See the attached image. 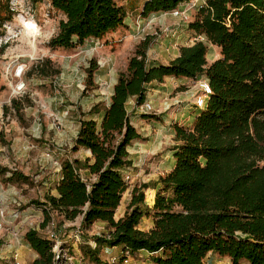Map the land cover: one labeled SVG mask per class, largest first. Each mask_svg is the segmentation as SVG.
<instances>
[{
  "label": "trees",
  "instance_id": "16d2710c",
  "mask_svg": "<svg viewBox=\"0 0 264 264\" xmlns=\"http://www.w3.org/2000/svg\"><path fill=\"white\" fill-rule=\"evenodd\" d=\"M11 1L0 0V38L16 16ZM30 1H48L62 17L49 47L66 52L124 29L129 15L116 0ZM192 1L144 0L139 15L175 12ZM188 28L205 41L182 47L168 64H149L154 38L136 46L110 103L97 104L79 120L73 150L91 158L66 159L57 195L49 194L41 204L43 230L55 217L64 223L82 218L86 231L106 224L107 234L94 239L97 248L82 250L84 260L106 264L100 257L105 245L119 248L124 260L145 252L151 264H206L211 253L232 264H264V0H205ZM208 43L221 50L211 65ZM97 69L88 71L90 84ZM32 72L42 78L60 74L43 65ZM203 76L206 105L192 126L174 125L175 166L152 188L156 194L146 192L151 207L145 198L150 187H135L125 215L117 218L129 189L124 175L133 165L129 149L142 140L128 111L130 101L141 107L151 85ZM144 220L153 223L149 231L141 229ZM66 240L57 253L55 242L30 230L25 241L38 257L29 264H66L71 257L65 253L72 248Z\"/></svg>",
  "mask_w": 264,
  "mask_h": 264
},
{
  "label": "rangeland",
  "instance_id": "374dc122",
  "mask_svg": "<svg viewBox=\"0 0 264 264\" xmlns=\"http://www.w3.org/2000/svg\"><path fill=\"white\" fill-rule=\"evenodd\" d=\"M116 1L128 9L126 27L101 41L89 40L81 48L67 52L49 47L62 17L52 11L48 1L37 5L30 0L11 1L16 16L6 30L8 40L0 41V46H6L0 48V197L3 196L0 213L4 212V217H0V264L33 261L35 253L25 242L30 230H37L46 237L67 239L68 245H74L67 248L69 251L65 254L71 259L66 264H94L84 260L82 250L97 248L94 239L107 234L106 225L98 223L86 231L81 221L64 223L55 217L42 229L46 219L41 204L46 202L48 194L55 193L62 163L73 157L85 158L84 152L73 150L79 120L97 104H109L119 74L126 71L136 46L147 37L154 38L149 51L151 65L168 64L181 47L205 41L188 28L205 0L197 3L193 0L175 12L154 14L147 19L139 15L144 0ZM23 21L34 22L41 31L36 39V50L32 46L34 39L26 36ZM207 45L211 65L221 58V50L210 43ZM92 64L98 69L90 84L88 71ZM21 65L26 68L21 77L25 88L14 92L20 81L15 79V72ZM39 65L45 66L48 72L59 71L60 74L42 78L32 72ZM208 94L205 76L194 80L169 78L163 84L148 88L145 105L138 107L134 100L130 101L128 111L142 140L129 149L133 165L124 174L129 178V189L124 195L122 211L127 209L133 189L144 185L150 187L145 191V198L147 206L151 207L146 192L153 190L160 178L175 166L174 125L192 126L204 109ZM13 102L17 103V108ZM21 177L26 180L19 181ZM152 227L151 220H144L141 225L145 231ZM78 228L82 232L81 242L75 238ZM83 242H89L90 246ZM111 250L105 245L100 250L103 263L151 262L148 255L139 254L129 257V262L125 263L120 250L110 253ZM216 263L210 261V264Z\"/></svg>",
  "mask_w": 264,
  "mask_h": 264
},
{
  "label": "built area",
  "instance_id": "2783aa9c",
  "mask_svg": "<svg viewBox=\"0 0 264 264\" xmlns=\"http://www.w3.org/2000/svg\"><path fill=\"white\" fill-rule=\"evenodd\" d=\"M199 1H200V0H197L195 3L199 2ZM200 7H202V5H201ZM8 26H9V25H7V26L5 27L6 30H7ZM7 37H8V36H5V37L0 38V41H2V40L7 41V40H8ZM7 43H9V42H6V44H7ZM1 47H2V46H0V48H1ZM25 71H26L25 66H24V65H21V66L18 68V70L15 72V79H20V81L16 84V86H15V88H14V92H15V90H17L18 92H20V91H22V90L25 88V84L21 81V77L23 76V74H24ZM12 76H14V73L12 74ZM21 82H22V83H21ZM126 180L128 181L129 178H126ZM0 217H1V218L4 217V212H1V213H0ZM1 228H2V224H0V229H1ZM50 237H51V238H50ZM50 237H48V238H49L50 240H52L53 242H55V244H56L55 249H58L59 252H60L61 241H62L63 239L58 238V237H56V236H54V235H53V236H50ZM75 238H76V240L79 241V242L82 241V232H81V229H80V228L77 229V231H76V233H75ZM59 252H57V253H59ZM68 260L70 261V259H67V261H68ZM112 262L115 263V262H116V259H113ZM128 262H129V259H126V260H125V263H128ZM69 264H72V263H69Z\"/></svg>",
  "mask_w": 264,
  "mask_h": 264
},
{
  "label": "crops",
  "instance_id": "0c3cea01",
  "mask_svg": "<svg viewBox=\"0 0 264 264\" xmlns=\"http://www.w3.org/2000/svg\"><path fill=\"white\" fill-rule=\"evenodd\" d=\"M183 47H186V46H183ZM182 48V47H181ZM179 54H180V51H179V53H178V55L175 57V58H177L178 56H179ZM174 58V59H175ZM117 83V82H116ZM116 85V84H115ZM110 101H111V99H110ZM110 101H109V103H110ZM106 105H108V104H106ZM79 132V131H78ZM77 135H78V133H77ZM77 137V136H76ZM76 139V138H75ZM82 152H84L86 155H85V158H91V155L89 154V152H85V151H82ZM76 158H78V157H76ZM84 158V159H85ZM84 159H81V160H84ZM56 188V187H55ZM55 191V193L54 192H52V193H50L51 195H54V196H56L57 195V191H56V189L54 190ZM49 195V194H48ZM1 200H3V196H1L0 197V201ZM122 205H123V202H122ZM122 205H121V207L117 210V212H116V217L117 218H122L124 215H125V213H126V210L127 209H125L124 211H122L121 209H122ZM1 221V220H0ZM78 221L80 222H82V218H79L78 219ZM99 224H104V223H99ZM104 225H106V224H104ZM151 229V228H150ZM149 229V230H150ZM149 230H147V231H149ZM145 231V230H144ZM66 241H68V240H66ZM26 242V241H25ZM68 243L70 244V242L68 241ZM27 244V243H26ZM28 245V244H27ZM29 246V245H28ZM70 247H74V245H70ZM116 250H120L119 248H113L111 251H110V253H113V251H116ZM121 251V250H120ZM35 253V252H34ZM139 255V254H138ZM144 255H148L149 256V254H147V253H145V252H141L140 253V256L141 257H143ZM37 254L35 253V256H34V259H33V261L35 260V259H37ZM150 257V256H149ZM33 261H31V263L33 262ZM210 261H216L217 263L216 264H230L231 263V260L230 259H228V258H221L220 256H218L217 254H213V253H211V254H209V256L207 257V260H206V264H210ZM24 264H26V263H24ZM150 264H151V262H150Z\"/></svg>",
  "mask_w": 264,
  "mask_h": 264
},
{
  "label": "bare ground",
  "instance_id": "6f19581e",
  "mask_svg": "<svg viewBox=\"0 0 264 264\" xmlns=\"http://www.w3.org/2000/svg\"><path fill=\"white\" fill-rule=\"evenodd\" d=\"M25 26L26 36L27 38H33L32 46L36 50V39L41 34V31L37 28L36 24L34 22L27 23L26 21L22 22Z\"/></svg>",
  "mask_w": 264,
  "mask_h": 264
}]
</instances>
